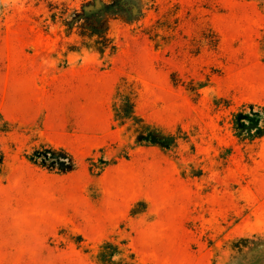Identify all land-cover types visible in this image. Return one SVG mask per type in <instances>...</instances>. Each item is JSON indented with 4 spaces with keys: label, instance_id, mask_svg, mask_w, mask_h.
<instances>
[{
    "label": "rangeland",
    "instance_id": "1",
    "mask_svg": "<svg viewBox=\"0 0 264 264\" xmlns=\"http://www.w3.org/2000/svg\"><path fill=\"white\" fill-rule=\"evenodd\" d=\"M96 1L0 0V264H100L107 241L138 264H264V136L234 126L264 127V0L77 21ZM125 86L174 147L115 121ZM47 146L74 169L29 160Z\"/></svg>",
    "mask_w": 264,
    "mask_h": 264
},
{
    "label": "trees",
    "instance_id": "2",
    "mask_svg": "<svg viewBox=\"0 0 264 264\" xmlns=\"http://www.w3.org/2000/svg\"><path fill=\"white\" fill-rule=\"evenodd\" d=\"M101 2V1H100ZM101 7L92 11L83 10V14L76 20L85 23L99 24L104 15H119L124 13L129 20L138 17L141 14V8L137 0H115L111 4L101 2ZM125 91L117 92L121 99V105H114L115 121L124 126L127 122L135 123L138 132V145L160 146L165 149H171L177 143V138L172 134H164L158 129L147 125L145 121L137 115L136 95L133 89L125 86ZM262 114L255 112L251 114L240 113L236 116L234 126L241 136L249 138H260L264 136V127L260 126ZM246 122H249L247 124ZM134 127V126H133ZM255 131V134L252 133ZM31 162L57 173L70 172L76 166L73 156L64 149H58L47 146L43 150L36 151L29 158ZM4 164V154L0 151V167ZM129 252V251H128ZM100 264H138L134 254H127V250L115 245L111 241L105 242L98 254Z\"/></svg>",
    "mask_w": 264,
    "mask_h": 264
},
{
    "label": "water",
    "instance_id": "3",
    "mask_svg": "<svg viewBox=\"0 0 264 264\" xmlns=\"http://www.w3.org/2000/svg\"><path fill=\"white\" fill-rule=\"evenodd\" d=\"M101 5H102L101 2L98 0V1H96V3L94 5L86 7V11L95 10L97 8H100Z\"/></svg>",
    "mask_w": 264,
    "mask_h": 264
}]
</instances>
